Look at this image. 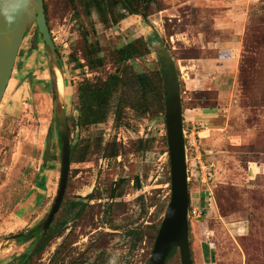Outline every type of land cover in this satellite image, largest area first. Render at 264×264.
Here are the masks:
<instances>
[{"label":"rangeland","instance_id":"obj_1","mask_svg":"<svg viewBox=\"0 0 264 264\" xmlns=\"http://www.w3.org/2000/svg\"><path fill=\"white\" fill-rule=\"evenodd\" d=\"M43 2L47 6L49 31L60 54L63 76L58 74L62 84L64 77L65 93L61 100L69 120L70 142L78 151L86 136L91 137L93 147L99 138L101 140L100 147L95 148L98 151L89 155L85 162H77V153L70 160L63 201L81 202L92 192L96 193V198L89 203V207L93 208H87L80 219L67 222L63 237L69 236L71 243L62 253L60 261L65 258V264H146L153 248L148 237L142 242L135 240L133 247L134 240L127 239V233L140 227L147 232L146 226L159 218L160 210H165L169 202V157L164 142L166 128L163 116L136 119L134 113L127 111L119 128L114 126L110 117L90 132H81L70 119L76 114L77 84L83 79H104L111 74L114 71L115 50L128 41L139 37L147 41L158 38L170 52L177 70L183 115L188 118L192 115L184 107L188 106L194 92L218 86L232 93L233 88L237 104L244 108L246 124L253 128L250 133L253 144L261 152V155L253 157H258L259 163L264 164V0H160L163 10L148 17L147 21L132 16L108 29L100 25L95 14L92 23L86 18L76 19L67 0ZM252 12L256 15L250 18ZM217 26H231L237 36L234 46L236 51L240 49L241 59L245 57L251 64L260 62L263 66V73L255 75L257 89L246 94L240 91L237 69L232 62L218 73L212 65L203 69L193 59H187L193 55L189 51L191 49H202L203 55L216 48L215 37L224 41L230 39L227 32L230 29L220 33L215 30ZM92 28L103 50L104 66L93 72L86 67L82 71L70 57L73 55L79 64L84 65L79 45L83 31H88L90 38H95ZM168 32L175 33L173 40L166 37ZM255 47H260L257 53ZM213 50L217 52L219 49ZM29 51H32L30 56L27 55ZM150 51L149 56L131 62L137 73L158 70L154 53ZM18 58L20 64L8 83L0 105V264H17V259L28 251L31 238L12 241L9 240L10 234L26 232L45 217L55 198L59 180L61 146L57 134L61 129L55 125L54 144L45 164L47 167L42 169L43 151L51 124L53 86L45 47L34 27L28 31ZM180 70L187 74L186 81L180 79ZM199 80L212 85L207 83L201 87ZM221 109L220 102L218 110L215 109L221 119L215 123L218 126H224L227 115ZM228 123L232 128L231 119ZM185 129L188 132L192 130L189 126ZM231 134L232 129L221 133L212 131L207 141L203 140L201 146L198 145L200 152L205 150L210 153L205 158L215 161L213 186L216 210L209 211L208 216L201 220L190 222L189 239L194 264H264V176L249 182L239 178L233 186L232 156L230 159L221 158L220 147L213 145L216 138L227 140ZM142 137L153 141L147 152L134 150V144ZM195 138L197 140V136ZM111 141L121 151L116 159L105 158L103 154V148ZM223 148L232 153L231 143ZM236 150L242 151L239 148ZM188 152L189 156L193 155L195 149L190 148ZM189 160V170L195 180L198 165L192 156ZM241 164L245 166V162L241 161ZM118 180H124L118 189L122 195L115 199L119 206L112 207L109 194ZM203 188L198 182L189 183L190 202L205 206ZM112 226L117 230H112ZM61 241L62 238L52 241L29 264H54L52 256ZM205 246H208L207 251ZM166 264H180L178 251Z\"/></svg>","mask_w":264,"mask_h":264},{"label":"trees","instance_id":"obj_2","mask_svg":"<svg viewBox=\"0 0 264 264\" xmlns=\"http://www.w3.org/2000/svg\"><path fill=\"white\" fill-rule=\"evenodd\" d=\"M70 10L76 19L86 18L92 23V16L95 14L100 25L104 29L114 27L121 23L128 17L138 16L143 21H147L148 17L163 10L160 0H67ZM45 15L47 13L46 6L44 5ZM253 12L249 15L250 18L255 16ZM92 25V24H91ZM91 32L94 37L96 36L94 28ZM175 33L168 32L166 37L170 38ZM88 31H83L81 43L79 45V53L81 59L84 61V65L79 64V61L73 57H70L76 62V67L83 69L86 67L90 72L98 70L104 66V58L102 56V47L98 39L90 38ZM260 47H255L254 51L257 53ZM193 53L187 59L203 60L213 59L218 56L217 52L213 49H209L206 54L203 55L200 50H189ZM215 51V52H214ZM214 53V55H211ZM151 54L149 42L144 38H134L128 41L121 47L115 50L114 59V71L107 75L104 79L99 77H93L92 79L81 80L76 87L77 98V116L71 117L74 127L78 128L81 132H90L91 129L101 126L107 122L108 118L112 117L114 126L119 128L124 120L127 111L134 113L136 119H143L145 117H151L157 119L164 115V84L162 80V71L151 70L148 73H137L131 64L136 59H143ZM241 59V57H240ZM261 63H250L243 57L239 60L237 80L238 85L241 88L240 91L244 94L258 88V82L255 75L263 73ZM263 89H264V84ZM218 95L213 90H203L194 92L188 103V106L184 107L185 110H213L218 108ZM257 107H260L258 105ZM263 107V106H262ZM165 125V124H164ZM166 128V127H165ZM71 134V130H70ZM92 140L90 136H86L79 145L77 151L76 146L70 147V160L74 157V154H78L77 162L83 163L86 161L89 155L97 152L95 148L100 147L101 140L98 139L97 143L91 144ZM152 140L140 138L134 144V150L139 152H147L150 150ZM165 145L167 146L166 139L164 138ZM251 146L252 152L261 153ZM103 154L105 158L116 159L121 155L119 146L111 141L107 146L103 148ZM124 180H118L115 182L110 190V201L112 207L116 204L115 199L121 197L122 191H118L120 185ZM170 182V177L168 178ZM136 187L139 189V180L135 179ZM68 184V183H67ZM215 199V190H213ZM99 197V196H98ZM96 198V193H91L81 200V202L63 201L59 209L58 215L48 228L45 236L41 240L39 248L33 253V256L39 255L43 252L52 241L57 238H62L61 244L55 250L52 261L54 264H65V258H61L62 253L66 252L70 246L69 236L64 235L67 222L70 220L75 221L80 219L83 213L88 209L89 203L92 199ZM159 220L153 221L150 226H146L147 232L141 227L135 230H130L127 233V239L134 240L132 246L135 247V240L138 242L144 241L145 237L149 245L152 247L156 238L158 229L162 221L163 211ZM165 211V210H164ZM112 230L116 231L115 226H112ZM205 250H208V246H205ZM177 250L174 249L166 260V263L171 259ZM38 255V256H39ZM82 256V254H80ZM32 255L28 258L31 260ZM29 260V262H30ZM87 260V258H85ZM83 261V260H82ZM25 261L24 264H26ZM82 263L75 262L74 264ZM165 263V264H166Z\"/></svg>","mask_w":264,"mask_h":264},{"label":"water","instance_id":"obj_3","mask_svg":"<svg viewBox=\"0 0 264 264\" xmlns=\"http://www.w3.org/2000/svg\"><path fill=\"white\" fill-rule=\"evenodd\" d=\"M33 27L45 47L49 78L53 86L51 124L43 151V165L47 163L51 151L53 125L61 129L62 146L59 150L58 186L55 198L45 217L30 230L9 237V240L12 241L21 240L40 228L38 239L27 253L34 251L45 236L61 207L67 188L70 143L66 110L61 100L65 93L64 77V91L60 94L57 73L59 72L63 76L62 66L50 35L43 0H0V105L22 49L23 41L28 31ZM147 42L154 53L158 70L162 71L164 84L163 120L166 127L169 157L170 197L146 264H165L174 249L179 253L180 264H194L189 239L190 181L178 74L164 42L158 38L150 39ZM31 53L32 51H29L27 55L30 56ZM77 115L76 112L75 117Z\"/></svg>","mask_w":264,"mask_h":264},{"label":"crops","instance_id":"obj_4","mask_svg":"<svg viewBox=\"0 0 264 264\" xmlns=\"http://www.w3.org/2000/svg\"><path fill=\"white\" fill-rule=\"evenodd\" d=\"M234 3V2H233ZM234 23H232L233 26ZM231 26L228 27H221L217 26L215 28L216 31H220V33L223 32L225 29H230L227 31L229 33L230 39L224 41L223 39L219 37H215L214 39V46L218 50V56L213 59H204V60H192L196 61V65L199 66V68H205V66H214L218 73H221V70H225L229 63L232 62V66L237 69L238 72V64L240 60V49L236 51L235 49V42L237 41L236 38L237 36L233 34V29H231ZM171 40H173L172 37H170ZM237 44V42H236ZM242 45V43H241ZM19 58L16 60L17 66L20 64ZM22 65V64H21ZM24 65V64H23ZM194 67V66H193ZM14 71V70H13ZM35 73H33L34 75ZM216 78H212V80H215ZM217 81V79H216ZM199 83L202 84L201 87L205 84L212 85L208 81H203L199 80ZM236 82H234V85ZM217 85V84H216ZM203 90V89H202ZM205 90H213L217 92L218 95V102H221V107H222V112L227 115L225 116V122L224 126H218L215 125L216 122H218L219 116L217 115L215 109L213 110H192L190 113L192 114L189 118L186 117V115H183V118L185 121L190 120L194 121V123H200V122H205L208 125H210V133L213 131L215 133L217 132H224L227 131L228 129H232V134L227 138V140H223L224 138L217 139L213 142V145L219 146V154L221 155V158L224 157H230L232 158V182L233 186H236V182H238L239 178L245 180L247 182L249 181H254L258 176H264V164L259 163L258 157H253L255 154L261 155V153H255L252 152L251 146H253V141H252V135L250 134L253 130V128L249 127L246 124V114L244 112V108L237 104V99H236V92L232 88V93L221 90L219 89L218 86L213 87V89H205ZM226 98V99H225ZM226 100V101H225ZM219 102V105H220ZM227 103V105H223ZM226 106V107H225ZM218 110V108H216ZM193 113H196L197 116H194ZM200 117V118H197ZM228 119L232 120V128H230ZM210 121L211 123H209ZM209 133V135H210ZM208 135V137H209ZM207 137V138H208ZM206 138V139H207ZM204 139V141H207ZM203 142V141H202ZM231 143L232 145V153L223 148L225 145ZM241 149L242 151L238 152L236 149ZM212 157V156H211ZM214 158V156H213ZM255 158V159H254ZM241 161L245 162V166H241Z\"/></svg>","mask_w":264,"mask_h":264},{"label":"built area","instance_id":"obj_5","mask_svg":"<svg viewBox=\"0 0 264 264\" xmlns=\"http://www.w3.org/2000/svg\"><path fill=\"white\" fill-rule=\"evenodd\" d=\"M180 79L182 81H186L188 79L187 74H183L182 70H180ZM184 123H185L184 135H185L186 152L188 158L189 181L198 182L204 187L202 189L203 190L202 193L204 195L205 206H201L199 202H194V201L190 202L189 204L188 218L189 221L192 222V221L201 220L206 216H208L209 211L216 210L215 199L213 195V190H214L213 176H214L215 161H213L211 158H205L210 155L208 151L205 150H203L204 152L199 151L200 150L199 146H201L202 141L206 139L210 133V128L208 127V124L205 122L194 123V121H190V120L187 121L184 120ZM185 126H189V129L191 128L192 130H189L188 132V129L186 130ZM196 136H197V140L195 138ZM190 148H194L195 152H193V155L189 156L188 151L190 150ZM191 156L192 159H194L196 164L198 165L197 168L199 170L197 178H195V180H193V174L189 170V161H190L189 158Z\"/></svg>","mask_w":264,"mask_h":264},{"label":"flooded vegetation","instance_id":"obj_6","mask_svg":"<svg viewBox=\"0 0 264 264\" xmlns=\"http://www.w3.org/2000/svg\"><path fill=\"white\" fill-rule=\"evenodd\" d=\"M44 5L46 6V4L44 3ZM46 11H47V6H46ZM46 20H47V15H46ZM47 24H48V21H47ZM56 47V46H55ZM56 51H57V53H58V55H60L59 54V51L57 50V48H56ZM16 67H17V64H15V66H14V71H15V69H16ZM14 71H13V73H14ZM11 77H13V74H12V76ZM11 79V78H10ZM75 117V116H74ZM76 118V117H75ZM67 125H68V133H69V143H70V147L71 146H73L72 144H71V142H70V137H71V134H70V129H69V120H68V117H67ZM60 128V127H59ZM48 134V133H47ZM57 135H59V138H58V141H59V144H60V146H62V144H61V130H60V132L57 134ZM53 144H54V141H53V134H52V146H53ZM47 166L46 165H43V163H42V169H44V168H46ZM69 169H70V167H69ZM68 178H69V176H68ZM68 183V182H67ZM64 200V199H63ZM63 202V201H62ZM75 202V201H74ZM91 205H93V203L91 204ZM59 212V211H58ZM58 214V213H57ZM57 214H56V216H57ZM56 216H55V218H56ZM55 218H54V220H55ZM53 223V222H52ZM21 232H23V231H20V232H18L17 234H19V233H21ZM39 233H40V228L39 229H37V230H35V231H33L28 237H25V238H23V239H21V240H24V239H28V238H31L32 239V243H31V245L29 246V249L33 246V244L36 242V240L38 239V237H39ZM16 234V235H17ZM10 236H13L12 234H10ZM43 239V238H42ZM40 243H41V241H40ZM40 243L38 244V246L36 247V249L34 250V251H32V252H29V253H27L28 251H29V249H28V251L27 252H25L23 255H21L17 260H18V262H17V264H24L25 263V261H27V263L26 264H29L30 262H29V260L30 259H28L31 255H32V257H31V260L30 261H32L33 260V258L35 257V256H37V255H39V250L37 251V254L36 255H34L33 256V253L39 248V245H40ZM42 252V251H41Z\"/></svg>","mask_w":264,"mask_h":264},{"label":"bare ground","instance_id":"obj_7","mask_svg":"<svg viewBox=\"0 0 264 264\" xmlns=\"http://www.w3.org/2000/svg\"><path fill=\"white\" fill-rule=\"evenodd\" d=\"M57 77H58V89H59V92H60V94L61 93H63V84H62V79H61V75H59L58 73H57ZM24 86V85H23ZM25 90L27 89V88H24ZM28 91V90H27ZM26 91V92H27ZM12 92V91H11ZM26 94V93H25ZM29 94V93H28ZM13 95V94H12ZM30 96V95H29Z\"/></svg>","mask_w":264,"mask_h":264}]
</instances>
